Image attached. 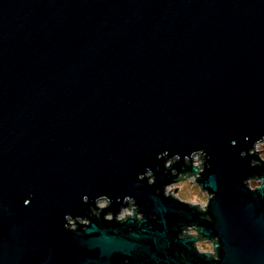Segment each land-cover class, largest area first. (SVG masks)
Listing matches in <instances>:
<instances>
[{"label": "water", "instance_id": "water-1", "mask_svg": "<svg viewBox=\"0 0 264 264\" xmlns=\"http://www.w3.org/2000/svg\"><path fill=\"white\" fill-rule=\"evenodd\" d=\"M262 142L264 0H0V264H264Z\"/></svg>", "mask_w": 264, "mask_h": 264}, {"label": "rangeland", "instance_id": "rangeland-1", "mask_svg": "<svg viewBox=\"0 0 264 264\" xmlns=\"http://www.w3.org/2000/svg\"><path fill=\"white\" fill-rule=\"evenodd\" d=\"M255 150L260 153L261 159L264 161V142L256 145ZM194 165L201 167L202 161L200 156H195L193 158ZM182 177V176H181ZM180 177V178H181ZM183 178H187V176H183ZM191 182L193 183L191 185ZM196 178L191 176L187 179L180 180L178 183L168 187L166 189V194L170 195L171 192L172 195L176 196L182 201H185L187 203H190L195 206H199L201 209H205L204 206L208 204L209 195L202 190L201 186L197 185ZM261 182L259 180H251L249 182V186L252 189H255L256 187L260 186ZM178 189V192L175 193V190ZM107 203L105 201L101 202L99 204L100 207H105ZM126 215H135V207L132 205L131 208L128 210H124L121 217H124ZM120 216L118 217L120 219ZM72 224H74L72 222ZM72 227H75V225H72ZM185 233L189 235H194L195 231L192 228H189V231H185ZM197 247L200 251L206 252V253H212L214 244L210 243L209 241H202L197 243Z\"/></svg>", "mask_w": 264, "mask_h": 264}, {"label": "flooded vegetation", "instance_id": "flooded-vegetation-1", "mask_svg": "<svg viewBox=\"0 0 264 264\" xmlns=\"http://www.w3.org/2000/svg\"><path fill=\"white\" fill-rule=\"evenodd\" d=\"M189 229H186V230H184V233H185V231H188ZM195 231V230H194ZM185 236H195V237H197L198 238V234H197V232L195 231V234L194 235H189V234H187V233H185ZM200 240H203V239H199V241ZM198 241V242H199ZM205 241V240H204ZM200 242H202V241H200ZM202 252V251H201Z\"/></svg>", "mask_w": 264, "mask_h": 264}, {"label": "built area", "instance_id": "built-area-1", "mask_svg": "<svg viewBox=\"0 0 264 264\" xmlns=\"http://www.w3.org/2000/svg\"><path fill=\"white\" fill-rule=\"evenodd\" d=\"M131 208V207H130ZM128 210V209H127ZM126 216H129V215H126ZM126 216H124V217H121L120 216V219H125L126 218ZM213 253V252H212Z\"/></svg>", "mask_w": 264, "mask_h": 264}, {"label": "trees", "instance_id": "trees-1", "mask_svg": "<svg viewBox=\"0 0 264 264\" xmlns=\"http://www.w3.org/2000/svg\"><path fill=\"white\" fill-rule=\"evenodd\" d=\"M200 241H204V240H200Z\"/></svg>", "mask_w": 264, "mask_h": 264}]
</instances>
